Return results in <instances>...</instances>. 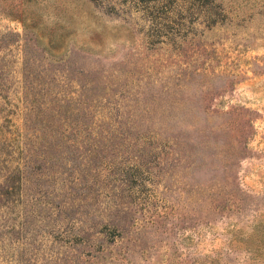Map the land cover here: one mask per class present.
<instances>
[{
  "label": "rangeland",
  "instance_id": "obj_1",
  "mask_svg": "<svg viewBox=\"0 0 264 264\" xmlns=\"http://www.w3.org/2000/svg\"><path fill=\"white\" fill-rule=\"evenodd\" d=\"M0 264H264V0H0Z\"/></svg>",
  "mask_w": 264,
  "mask_h": 264
}]
</instances>
